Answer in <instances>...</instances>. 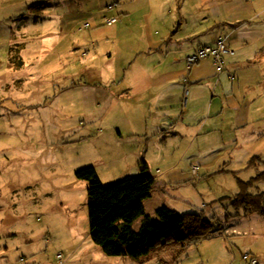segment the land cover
<instances>
[{"label": "rangeland", "instance_id": "obj_1", "mask_svg": "<svg viewBox=\"0 0 264 264\" xmlns=\"http://www.w3.org/2000/svg\"><path fill=\"white\" fill-rule=\"evenodd\" d=\"M40 1L49 4L42 8ZM50 1L0 0V264H136L107 257L93 244L88 184L75 173L93 167L108 186L136 175L142 162L158 185L165 182L148 207L162 200L181 215L202 213L217 229L171 263L250 264L256 258L264 264V215L236 217L226 199L238 194L240 182L253 179L248 192L264 193V117L253 133L229 131L233 117L214 115L193 142L170 134L162 142V132L156 139L142 104L129 99L126 82L121 84L129 66L157 65L131 55L136 46H130L143 32L163 30L165 22L175 29L182 3L158 18L160 1L148 0L111 33L112 17L96 2ZM194 1L187 0L182 12H190ZM9 48L13 54L17 49L21 66L9 62ZM213 63L209 86L196 78L210 66L203 60L193 65H204L192 75L197 87L189 97L198 96L201 107L210 96L221 97ZM114 73L121 81L114 82Z\"/></svg>", "mask_w": 264, "mask_h": 264}, {"label": "crops", "instance_id": "obj_2", "mask_svg": "<svg viewBox=\"0 0 264 264\" xmlns=\"http://www.w3.org/2000/svg\"><path fill=\"white\" fill-rule=\"evenodd\" d=\"M159 1L158 18L165 16L171 7H178L182 3L177 11L179 24L174 29L172 22L169 25L165 22V27L160 32L156 30L149 35H144L143 32L140 39L135 38L134 44L130 46L131 50L136 46L133 48L135 54L131 55L141 54L140 59L145 57L142 59L146 62L155 60L157 65L147 67L137 63L129 66L126 71L124 70L125 75L121 79V84L124 82L127 84L129 99L134 98L136 104L141 103L143 114L152 121V131L158 135L156 139L162 132L160 136L162 142L169 134L181 139L191 138L193 142V137L202 134L207 120L214 115L225 119L233 117L234 122L226 126L229 131L246 132L252 129L254 133L258 129L254 123L264 117V0H193L190 12H182L188 3L187 0ZM50 2L69 4V0ZM77 2H84L85 7L96 2L106 10L105 12L108 11V17L114 18L118 15L113 26L108 25L113 27L111 32L113 33L122 28L129 18L136 16L141 8L145 9L148 0H77ZM48 4L40 1L39 5L44 8ZM113 9L117 11L116 14L112 12ZM83 14L86 15V12ZM106 14L104 13V17ZM186 15H190L191 20H187ZM218 37L233 54H222V69L219 70L217 67V81L221 85L220 99L212 95L201 107L196 105L198 96L192 99L189 97L191 91L197 87L191 83L192 75L201 71L204 65L188 67L186 58L200 47H214ZM10 51L11 48L9 56ZM203 61L210 69L207 74L197 76L196 81L205 78L206 85L209 86L215 76L211 64L213 60L208 58ZM18 69L21 68H15ZM115 75L116 73L113 77L114 82L121 81ZM114 82L112 84H115ZM132 120L131 118L130 121ZM150 133V130H145L146 135ZM162 159L164 160L163 157ZM164 185V180L159 185L155 180V190L151 198L144 203L145 215L155 217L157 209L162 206L173 209L161 203L162 200H159L157 206L151 204L148 207L156 190L159 194ZM168 255L162 256L159 260L164 264H174L171 263L173 262L171 255ZM123 262L128 264L127 261Z\"/></svg>", "mask_w": 264, "mask_h": 264}, {"label": "trees", "instance_id": "obj_3", "mask_svg": "<svg viewBox=\"0 0 264 264\" xmlns=\"http://www.w3.org/2000/svg\"><path fill=\"white\" fill-rule=\"evenodd\" d=\"M15 52L10 51L9 62L21 66V57L18 51ZM75 176L88 184L90 239L107 257L148 264L169 254L176 261L189 245L207 239L217 231L215 223L202 213L181 215L162 206L155 217L145 215L144 203L155 190V177L146 162L140 164L136 175L108 186L103 185L93 167L80 169ZM253 181L240 182L238 194L226 198L236 211V217L253 213L264 215V193L248 192ZM139 220H142L141 226L134 230L133 226Z\"/></svg>", "mask_w": 264, "mask_h": 264}, {"label": "built area", "instance_id": "obj_4", "mask_svg": "<svg viewBox=\"0 0 264 264\" xmlns=\"http://www.w3.org/2000/svg\"><path fill=\"white\" fill-rule=\"evenodd\" d=\"M116 20H117V18H111L107 21V24L112 25L113 23L116 22ZM224 53L232 55L233 51L231 49H228L225 46L223 40L220 37H218L216 39L214 47L203 46V47L198 48L192 55H190L186 58V62H187L188 67H192L194 64H196L202 60L211 58L213 60L214 64L217 65L218 69L221 70L222 66H223L222 54H224ZM192 172L194 175H196L197 169L194 168L192 170ZM57 258H58V260H62L61 255H58ZM250 264H258V260L256 258H251Z\"/></svg>", "mask_w": 264, "mask_h": 264}]
</instances>
